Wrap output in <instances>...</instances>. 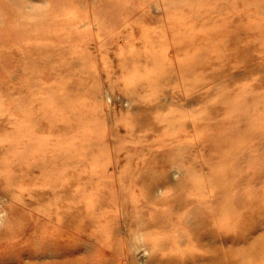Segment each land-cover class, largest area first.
I'll return each instance as SVG.
<instances>
[{
    "label": "rangeland",
    "instance_id": "rangeland-1",
    "mask_svg": "<svg viewBox=\"0 0 264 264\" xmlns=\"http://www.w3.org/2000/svg\"><path fill=\"white\" fill-rule=\"evenodd\" d=\"M0 264H264V0H0Z\"/></svg>",
    "mask_w": 264,
    "mask_h": 264
},
{
    "label": "bare ground",
    "instance_id": "bare-ground-1",
    "mask_svg": "<svg viewBox=\"0 0 264 264\" xmlns=\"http://www.w3.org/2000/svg\"><path fill=\"white\" fill-rule=\"evenodd\" d=\"M150 64V63H149Z\"/></svg>",
    "mask_w": 264,
    "mask_h": 264
}]
</instances>
